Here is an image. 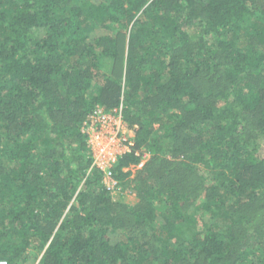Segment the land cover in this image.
<instances>
[{
  "label": "trees",
  "instance_id": "16d2710c",
  "mask_svg": "<svg viewBox=\"0 0 264 264\" xmlns=\"http://www.w3.org/2000/svg\"><path fill=\"white\" fill-rule=\"evenodd\" d=\"M97 105L151 153L115 191ZM0 259L264 264V0H0Z\"/></svg>",
  "mask_w": 264,
  "mask_h": 264
},
{
  "label": "built area",
  "instance_id": "2783aa9c",
  "mask_svg": "<svg viewBox=\"0 0 264 264\" xmlns=\"http://www.w3.org/2000/svg\"><path fill=\"white\" fill-rule=\"evenodd\" d=\"M136 128L137 125L131 126L124 120L122 108L107 110L102 105H97L83 123L82 130L92 151V165L103 171L104 182L113 191L120 187L113 171L120 156L134 151L140 157L138 164L124 168L132 173L151 157L145 147L135 148ZM0 264L9 262L0 259Z\"/></svg>",
  "mask_w": 264,
  "mask_h": 264
},
{
  "label": "rangeland",
  "instance_id": "374dc122",
  "mask_svg": "<svg viewBox=\"0 0 264 264\" xmlns=\"http://www.w3.org/2000/svg\"><path fill=\"white\" fill-rule=\"evenodd\" d=\"M170 156V155H169ZM30 264H32V263H30ZM36 264V263H35Z\"/></svg>",
  "mask_w": 264,
  "mask_h": 264
}]
</instances>
